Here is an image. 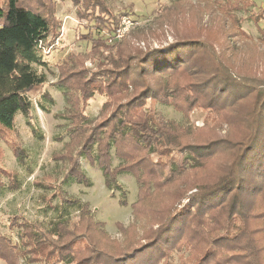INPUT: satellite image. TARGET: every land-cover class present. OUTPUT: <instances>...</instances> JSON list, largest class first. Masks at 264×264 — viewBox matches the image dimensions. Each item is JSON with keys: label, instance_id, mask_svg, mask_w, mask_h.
<instances>
[{"label": "trees", "instance_id": "trees-1", "mask_svg": "<svg viewBox=\"0 0 264 264\" xmlns=\"http://www.w3.org/2000/svg\"><path fill=\"white\" fill-rule=\"evenodd\" d=\"M69 1L77 7L76 21L87 29L77 40L90 48L57 66L54 84L67 108L55 117L67 121V141L51 159L65 167L72 184L85 187L92 184L81 161L96 166L105 187L122 195V207L128 203L117 178L133 177L132 222L117 223L121 240L111 238L88 203L44 175L32 185L45 192L41 198L55 220L46 224L13 216L9 227L17 229V242L0 235V260L264 264V11L249 15L259 34L254 42L237 16L255 6L251 0L188 2L202 9L200 19L206 20L187 30L176 27L173 7L159 5L149 37L141 33L116 41L118 20L105 0ZM59 27L53 0H0V143L20 166L28 156L15 129L16 117L22 115L32 135L43 139L32 123L28 95L47 84L37 69L46 66L43 51L53 48ZM102 28L112 45L99 36ZM140 40L149 42L147 47L140 48ZM245 47L258 52L256 63L245 62ZM95 94L106 101L99 119L88 122L85 112ZM42 97L54 104L46 92ZM36 104L49 113L41 101ZM156 104L171 107L187 121L194 111L203 112L202 125L190 128L166 120ZM3 158L0 146V191L17 192L20 175L4 169ZM53 199L58 202L52 204Z\"/></svg>", "mask_w": 264, "mask_h": 264}, {"label": "rangeland", "instance_id": "rangeland-1", "mask_svg": "<svg viewBox=\"0 0 264 264\" xmlns=\"http://www.w3.org/2000/svg\"><path fill=\"white\" fill-rule=\"evenodd\" d=\"M54 1V17L60 21L58 29V38L53 48H44L43 54L46 66L37 69L45 73L47 84L34 88L29 93V98L33 104L32 123L39 130L43 139L36 138L32 135L30 128L26 126V119L22 115H17L15 129L19 132L21 141L27 151L26 164L20 166L12 153L3 144L0 146L4 151L2 166L7 170H16L20 175L22 186L19 191L9 193L6 190L0 191V235L7 236L11 241L17 242V229H10L9 222L13 216L19 215L28 221H39L46 224L52 223L55 220V213L46 209L41 196L44 191L33 187L32 181L35 178H40L44 175H50L61 188L74 198L88 203L93 212L96 221L101 222L105 226L106 232L111 238L121 240V236L117 230L116 224L120 223L124 226L130 225L132 222L131 204L136 199L137 185L133 177L127 174L118 176V183L122 187L125 194V200L128 206L122 207L118 204L122 198L117 190L110 191L105 187L104 178L101 171L96 166L89 165L85 160L81 161V166L84 169L86 177L91 181V187H85L80 184H72V180L66 177L65 167L60 163L52 161V154L60 151L63 143L67 141V121L56 118L55 116L63 113L67 108L64 97L61 91L55 86L59 71L57 66L61 62L67 61V56L71 54H86L89 52L90 44L84 41H78V34H85L87 29L84 28V22L78 23L75 19L77 7L69 0H53ZM108 9L112 15L117 17L118 28L115 35L120 30L122 36L115 37L116 41L129 39L131 35L139 36L145 34L150 36L153 29V23L157 18V7H173V19L176 22V27L187 30L190 24L201 21L202 9L189 6L188 2L193 4L196 0H105ZM254 7L249 9V12H240L238 17L243 19L241 29L246 35L253 40L259 37L257 26L250 21L249 15L257 13L259 10L264 11V0H251ZM204 15H206L204 13ZM197 18L199 20H197ZM203 20L202 23H205ZM123 21L125 22L123 24ZM263 27V21L258 24ZM99 36L106 39V44L112 45L114 42L108 40L110 34L107 29L102 28ZM133 33V34H132ZM142 33V34H141ZM168 38V37H167ZM108 40V41H107ZM150 42V38L148 40ZM149 42L140 40L139 47H147ZM250 43V42H248ZM151 44L155 45L153 42ZM247 64H254L260 59V55L256 50L250 47H245L242 52ZM257 59V60H256ZM255 60V61H254ZM250 61H254L251 63ZM85 66L94 69L89 62H85ZM47 93L54 101L51 105L44 101L42 95ZM41 101L48 106L49 113L41 111L37 107V102ZM106 101L105 97L95 94L89 101L86 109V117L88 122H93L99 119L100 109ZM155 110L166 120L174 121L180 125L193 128L201 126L204 113L194 111L190 115L189 121L185 120L181 114L175 112L171 107L155 105ZM118 160L112 159V165L116 166ZM31 171V174H29ZM168 170L165 176H168ZM57 199L52 200V204H56ZM72 219H76L77 214H71ZM141 224L137 223V234L141 235ZM174 260L177 262L176 255ZM0 264H6L0 260Z\"/></svg>", "mask_w": 264, "mask_h": 264}, {"label": "built area", "instance_id": "built-area-1", "mask_svg": "<svg viewBox=\"0 0 264 264\" xmlns=\"http://www.w3.org/2000/svg\"><path fill=\"white\" fill-rule=\"evenodd\" d=\"M124 23H125V22L123 21V24H124ZM116 36L119 37V38L122 36V33L120 32V30L117 32Z\"/></svg>", "mask_w": 264, "mask_h": 264}]
</instances>
